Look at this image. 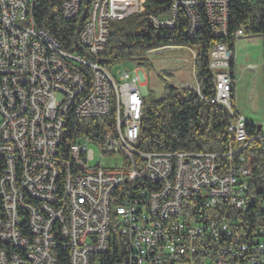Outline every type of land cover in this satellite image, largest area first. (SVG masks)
<instances>
[{"label":"built area","instance_id":"1","mask_svg":"<svg viewBox=\"0 0 264 264\" xmlns=\"http://www.w3.org/2000/svg\"><path fill=\"white\" fill-rule=\"evenodd\" d=\"M36 1L0 0V264H264V176L251 178L247 121L231 107L234 53L216 44L208 64V102L231 118L225 150L141 152L139 70L99 64L110 22L136 13L141 0H93L79 35L87 58L36 30ZM180 5L188 32L199 28L194 0L174 2L168 18L149 23L172 27ZM79 6L62 2V18ZM204 8L213 34L225 36L228 0ZM244 36L238 29L234 43ZM175 87L199 94L196 82ZM66 118L98 128L64 146ZM106 156L120 161L105 166Z\"/></svg>","mask_w":264,"mask_h":264},{"label":"trees","instance_id":"2","mask_svg":"<svg viewBox=\"0 0 264 264\" xmlns=\"http://www.w3.org/2000/svg\"><path fill=\"white\" fill-rule=\"evenodd\" d=\"M66 0H37L31 11L36 30L42 31L66 54H80L84 58L86 50L79 42V35L86 23L93 0H80L77 15L65 20L61 15V4ZM181 0H141L139 15H130L123 25L110 30L99 64L110 70L118 63L133 62L137 66L146 65L149 52L170 47H185L195 51L194 89L178 90L167 85L159 100H143L138 149L145 153H220L230 141L225 133L231 118L220 106L208 101L215 96L214 79L209 72L210 51L216 44L227 45L234 53V34L243 29L246 35H258L262 40V70L264 78V0H228V24L225 36L213 34L204 8L205 0H194L197 5L191 11L199 16L201 26L189 30V17L183 6L176 9V19L170 28H155L149 17L165 19L171 14V6ZM85 82L90 76L83 69ZM231 77L235 78V64L231 63ZM231 107L235 109V89L231 92ZM86 124V128L83 126ZM91 127V128H90ZM94 123H78L66 118L64 126V146L80 134L97 130ZM85 129V130H83ZM248 145L245 155L250 159V175L253 180L264 176V137L255 139L257 125L246 124Z\"/></svg>","mask_w":264,"mask_h":264},{"label":"rangeland","instance_id":"3","mask_svg":"<svg viewBox=\"0 0 264 264\" xmlns=\"http://www.w3.org/2000/svg\"><path fill=\"white\" fill-rule=\"evenodd\" d=\"M141 11L136 12L139 15ZM123 20L110 22V30L123 25ZM172 49L149 52L146 55V65L137 66L133 62H126L124 67L130 71L139 70L138 74L145 83L144 99L146 101L159 100L164 95L167 85L176 86L181 81L195 86L193 77L194 55ZM165 49V48H164ZM174 49V50H173ZM193 51V50H192ZM185 60V62H184ZM235 107L247 122L261 124L264 121V78L262 70V40L258 35H246L235 42ZM119 66L113 68L118 70ZM97 155L98 150L91 147ZM98 157L96 156V161ZM105 166H113L118 158H103Z\"/></svg>","mask_w":264,"mask_h":264},{"label":"crops","instance_id":"4","mask_svg":"<svg viewBox=\"0 0 264 264\" xmlns=\"http://www.w3.org/2000/svg\"><path fill=\"white\" fill-rule=\"evenodd\" d=\"M173 47H170V48H168V49H172ZM167 48H165V49H159V50H156V51H160V50H166ZM174 50V49H173ZM175 50H177V51H181V52H187V53H191V54H195V51L193 50L192 51V49H189V48H185V47H180V48H177V49H175ZM156 51H152V52H156ZM184 62H185V60H184ZM194 63V62H193ZM192 72H193V70H192ZM235 72H236V70H235ZM236 76V75H235ZM193 77H194V75H193Z\"/></svg>","mask_w":264,"mask_h":264},{"label":"water","instance_id":"5","mask_svg":"<svg viewBox=\"0 0 264 264\" xmlns=\"http://www.w3.org/2000/svg\"><path fill=\"white\" fill-rule=\"evenodd\" d=\"M259 130H260V125L258 124V125H257V131H259Z\"/></svg>","mask_w":264,"mask_h":264}]
</instances>
